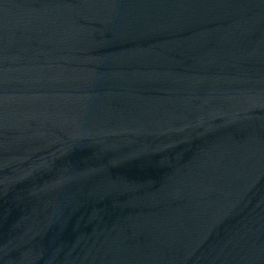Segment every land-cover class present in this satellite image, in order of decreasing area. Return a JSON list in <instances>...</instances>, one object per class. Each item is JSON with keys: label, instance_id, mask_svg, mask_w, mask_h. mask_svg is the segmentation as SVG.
<instances>
[{"label": "water", "instance_id": "1", "mask_svg": "<svg viewBox=\"0 0 264 264\" xmlns=\"http://www.w3.org/2000/svg\"><path fill=\"white\" fill-rule=\"evenodd\" d=\"M0 264H264V0H0Z\"/></svg>", "mask_w": 264, "mask_h": 264}]
</instances>
